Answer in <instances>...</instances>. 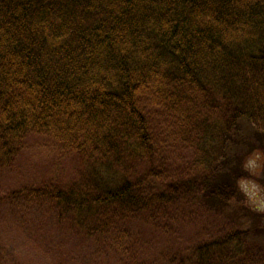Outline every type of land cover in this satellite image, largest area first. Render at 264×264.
Instances as JSON below:
<instances>
[{
    "label": "trees",
    "instance_id": "1",
    "mask_svg": "<svg viewBox=\"0 0 264 264\" xmlns=\"http://www.w3.org/2000/svg\"><path fill=\"white\" fill-rule=\"evenodd\" d=\"M40 139L56 157L0 193L56 228L38 257L264 264V0H0V175Z\"/></svg>",
    "mask_w": 264,
    "mask_h": 264
},
{
    "label": "rangeland",
    "instance_id": "2",
    "mask_svg": "<svg viewBox=\"0 0 264 264\" xmlns=\"http://www.w3.org/2000/svg\"><path fill=\"white\" fill-rule=\"evenodd\" d=\"M35 140V139H32ZM30 156L27 158L28 162L22 164L19 171H14L9 174H1L0 175V193L7 194L11 190L21 188L25 182H27V178L29 177L30 164L33 163L32 167H39L42 165L40 170H46L48 167V163L56 157L55 148L50 146L49 142L44 140L32 141V145L29 147ZM255 157V156H254ZM249 168H256L257 158L253 160H248ZM247 164V165H248ZM68 171V168H65L63 171L55 172L54 178L57 180L59 178H63ZM37 177V174H35ZM32 178V177H31ZM30 178V179H31ZM29 179V180H30ZM26 180V181H25ZM28 180V181H29ZM243 190L248 196L249 202L254 206L260 208V210L264 209V196L259 193L257 187L252 183H244L242 185ZM26 213H23L27 216V226H16L12 220L7 223V209L0 210V260H10L13 262H26L23 258L28 259L29 261H36V263L40 264H53L54 261H48L43 256L38 257L35 249L31 246L28 241V238L31 237H43V234L52 233V235L56 238L53 232H56V228L50 227L48 224V217L42 218V215L37 214L36 207H28L24 209ZM37 214V215H36ZM39 218V222L42 219L45 223L41 228L43 229V233H40L41 230L36 225L38 223H34V225L29 224L31 218L35 216ZM41 226V223H40ZM26 227V229H23ZM31 231L28 233L29 230ZM1 230L3 232H1ZM68 239L70 238L69 233H67ZM40 237V239L42 238ZM58 238V237H57ZM39 239V237H38ZM67 239V238H66ZM72 242H68L67 251L71 255H73L70 264H121L117 259L120 254H116L113 250L107 248L100 247L99 250L89 247L88 245H83L80 241L71 239ZM74 243V244H73ZM74 245L77 247L78 251H74ZM77 254V255H76Z\"/></svg>",
    "mask_w": 264,
    "mask_h": 264
}]
</instances>
